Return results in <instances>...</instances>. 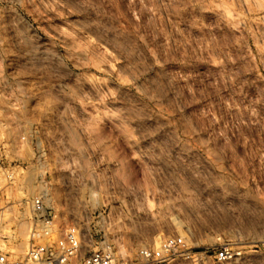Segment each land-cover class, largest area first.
<instances>
[{
    "label": "rangeland",
    "instance_id": "1",
    "mask_svg": "<svg viewBox=\"0 0 264 264\" xmlns=\"http://www.w3.org/2000/svg\"><path fill=\"white\" fill-rule=\"evenodd\" d=\"M0 166L17 250L44 192L88 245L264 264V0H0Z\"/></svg>",
    "mask_w": 264,
    "mask_h": 264
},
{
    "label": "built area",
    "instance_id": "2",
    "mask_svg": "<svg viewBox=\"0 0 264 264\" xmlns=\"http://www.w3.org/2000/svg\"><path fill=\"white\" fill-rule=\"evenodd\" d=\"M2 170L0 166L4 176L15 174ZM24 208L29 212L30 220L27 248L24 252L18 251L16 241L0 231V264H170L177 253L194 259L181 235L168 236L158 245H142L132 255L118 254L113 245L105 240L88 245L77 225H62L59 222L44 192L26 199ZM3 212L0 207V224ZM237 254L239 252L231 246L222 245L215 257L222 262L235 258ZM194 264H199L197 259Z\"/></svg>",
    "mask_w": 264,
    "mask_h": 264
},
{
    "label": "bare ground",
    "instance_id": "3",
    "mask_svg": "<svg viewBox=\"0 0 264 264\" xmlns=\"http://www.w3.org/2000/svg\"><path fill=\"white\" fill-rule=\"evenodd\" d=\"M22 227H23V231L25 234H28L29 233V222L26 221V220H22ZM27 246V244L24 242V243H21V245L18 247V250L21 251V252H24L25 250V247Z\"/></svg>",
    "mask_w": 264,
    "mask_h": 264
}]
</instances>
